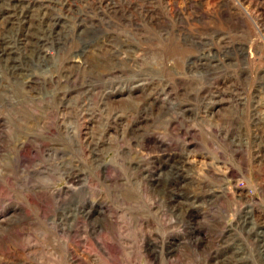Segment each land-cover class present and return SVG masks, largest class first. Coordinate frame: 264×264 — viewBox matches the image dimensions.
Instances as JSON below:
<instances>
[{
	"label": "rangeland",
	"instance_id": "rangeland-1",
	"mask_svg": "<svg viewBox=\"0 0 264 264\" xmlns=\"http://www.w3.org/2000/svg\"><path fill=\"white\" fill-rule=\"evenodd\" d=\"M0 264H264V0H0Z\"/></svg>",
	"mask_w": 264,
	"mask_h": 264
}]
</instances>
